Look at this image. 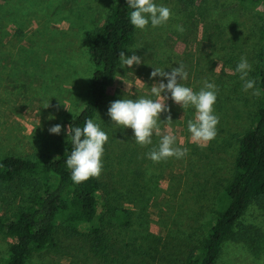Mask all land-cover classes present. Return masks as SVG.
Instances as JSON below:
<instances>
[{"label":"rangeland","instance_id":"obj_1","mask_svg":"<svg viewBox=\"0 0 264 264\" xmlns=\"http://www.w3.org/2000/svg\"><path fill=\"white\" fill-rule=\"evenodd\" d=\"M156 2L169 7L173 16L165 25L136 29L134 43L124 52H134L142 63L131 69L117 66L93 119L108 134L98 179L108 186V202L131 210V223L125 229L104 226L112 244L106 261L88 251L86 236H66L58 223L56 247L33 255L25 264H184L187 252L204 234L214 196L232 176L238 139L249 127L256 107V95L252 89L242 90L243 81L235 68L241 57L246 58L252 66L247 78L254 80L262 46L264 0ZM21 3L20 27L10 23L7 11L0 15L4 16V30L13 33L0 45V158L8 153L34 158L64 148L67 137L63 128L60 135L49 134L47 129L55 123L67 127L66 121L79 112L86 99L92 62L80 41L103 23L111 0ZM178 24L184 28L182 33L175 28ZM178 64L188 72L181 83L194 91L205 80L215 84L217 135L205 147L191 142L187 122L194 119L195 110L182 109L169 99V111L161 113L158 122L160 134L175 135L177 146L187 148L188 153L181 159L153 162L145 153L158 145L160 137L154 134L152 145L136 144L132 130L117 127L107 108L116 99L147 95L151 85L161 79L150 78L153 67ZM51 113L56 119H48ZM25 192L16 187L2 190L1 195L15 196L18 202ZM12 204L16 205L0 202V214ZM240 221L248 231L258 227L260 234L253 236L249 231L242 240L223 242L216 264H264V205L250 204ZM250 238L256 246L245 243ZM122 239L131 244L117 254ZM10 242L0 233V259ZM134 249L144 252L136 254Z\"/></svg>","mask_w":264,"mask_h":264},{"label":"trees","instance_id":"obj_2","mask_svg":"<svg viewBox=\"0 0 264 264\" xmlns=\"http://www.w3.org/2000/svg\"><path fill=\"white\" fill-rule=\"evenodd\" d=\"M258 2L259 0H238ZM21 0H0V15L7 11L10 23L21 26ZM130 9L126 0H111L108 14L100 26L87 32L80 41L92 62L88 94L79 112L66 121V126H83L85 120L94 119L105 98L106 89L113 80L119 65V52L135 41L136 28L128 20ZM4 17V16H3ZM0 16V45L11 38L12 32L4 30ZM262 46L254 71L256 107L249 127L238 139L232 159V176L214 196L205 232L187 252L184 264H216L222 243L238 241L259 228L245 229L240 218L250 204L264 205V29ZM72 150L69 138L64 148L55 153H40L34 158L8 153L0 158V202L16 203L0 214V233L11 239L6 255L0 264H25L33 255L57 245L58 223L66 236H86L88 251L96 258L108 260L112 244L104 226L117 225L125 229L131 223V210L108 202L107 184L98 177L80 184L70 179L65 160ZM15 183V187H13ZM26 194L15 201L1 195L2 190L16 188ZM112 189V187H109ZM110 192V190H107ZM112 198V196L110 195ZM114 199V196H113ZM245 243L256 246L253 238ZM256 243V242H255ZM130 241L122 239L121 249ZM144 252L134 249V253Z\"/></svg>","mask_w":264,"mask_h":264},{"label":"clouds","instance_id":"obj_3","mask_svg":"<svg viewBox=\"0 0 264 264\" xmlns=\"http://www.w3.org/2000/svg\"><path fill=\"white\" fill-rule=\"evenodd\" d=\"M126 4L130 9L129 23L141 31L148 26L156 28L165 25L173 16L169 7L157 3L156 0H126ZM175 28L178 32L184 31L182 25H175ZM141 63V57L134 52L131 55H126L124 51L119 52L120 68L131 69L134 64L139 66ZM166 68L170 70L166 71ZM251 70L252 66L247 59L241 57L235 72L239 73V78L243 81L242 90L247 92L252 89L253 95H260L261 90L255 87V81L247 78ZM149 75L150 78L161 79L151 85L147 95L136 99L120 98L111 101L107 108L110 120L117 127L130 128L136 144L142 147L152 145L154 134L159 136L158 145H153L151 150L145 153L146 157L153 162L166 160L169 157L181 159L187 155L188 149L177 146L175 135L171 133L161 135L159 129L160 115L169 111L167 101L171 99L182 109L195 110L194 119L187 122L190 141L200 147L207 146V143L216 137V126L219 123V117L214 112L217 100L215 84L205 80L198 91L185 86L181 81L188 78V72L183 64L175 67H153ZM58 101L69 111L65 103ZM48 106L49 103L44 107ZM48 119H56L55 113H51ZM166 119L171 120V117ZM62 128L72 144V150L65 160L66 168L70 170L71 181L74 184H80L90 178L98 177L103 167L102 156L108 134L93 119L85 120L82 127L51 124L47 131L49 134L60 135Z\"/></svg>","mask_w":264,"mask_h":264}]
</instances>
